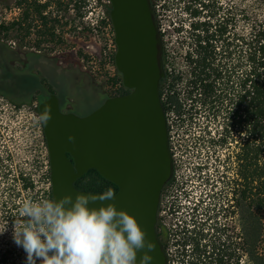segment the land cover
<instances>
[{
  "label": "flooded vegetation",
  "instance_id": "flooded-vegetation-1",
  "mask_svg": "<svg viewBox=\"0 0 264 264\" xmlns=\"http://www.w3.org/2000/svg\"><path fill=\"white\" fill-rule=\"evenodd\" d=\"M187 1L194 3V0ZM150 2L162 47L160 96L172 159V173L160 194L155 225L166 264H231L232 257L235 264L237 250L240 264L241 258L242 264H245L247 180L244 59L237 75L233 57L208 54L205 47H198L196 32H201L204 44L206 32L197 28L196 24L215 23V0H203L200 12H195L192 5L185 6L188 37L185 36L182 41L176 35L179 31L172 13L174 0L172 3L169 0ZM177 2L180 4L181 0ZM22 15L21 26H29L37 35L36 21L29 19L30 24L24 23ZM226 18L228 21L229 5ZM18 34L15 61L0 62V68H9L13 62L17 64L16 82L19 89L28 95L12 100L14 104L23 102L31 105L36 110L38 120L41 117L40 105L52 96L56 97L58 111L62 115L84 116L93 111L77 109L66 93L56 91L54 83L47 76V69L49 66L52 68L49 62H54V56L41 53L42 47H38L36 41L27 42L30 32L25 36L23 29H19ZM225 36L228 43L229 23ZM29 44L33 45L34 50H29L26 46ZM10 51L0 42V52L5 59ZM33 62H39L38 66L33 67ZM40 126L50 167L44 123L40 122ZM67 156L72 160L69 154Z\"/></svg>",
  "mask_w": 264,
  "mask_h": 264
},
{
  "label": "water",
  "instance_id": "water-1",
  "mask_svg": "<svg viewBox=\"0 0 264 264\" xmlns=\"http://www.w3.org/2000/svg\"><path fill=\"white\" fill-rule=\"evenodd\" d=\"M110 20L116 51L114 62L129 92L106 98L84 116L62 115L57 99L43 102L41 116L49 153L52 200L65 193L102 194L78 189L74 183L95 169L117 186L112 203L136 218L156 247L151 264H166L156 233L157 210L163 186L172 173L167 126L160 96L163 75L160 34L150 0H110ZM75 137L69 142L68 135ZM70 155V160L67 156ZM141 253H137L139 261Z\"/></svg>",
  "mask_w": 264,
  "mask_h": 264
},
{
  "label": "rangeland",
  "instance_id": "rangeland-1",
  "mask_svg": "<svg viewBox=\"0 0 264 264\" xmlns=\"http://www.w3.org/2000/svg\"><path fill=\"white\" fill-rule=\"evenodd\" d=\"M25 1V0H24ZM172 3V0H169ZM17 0H0V25H7L21 16L23 10L32 2H49L45 9L48 25L56 35L53 41L41 45V53L54 56V62H49L47 76L54 83L56 91L66 93L75 107L83 112H89L99 107L106 97L112 95L119 87L120 76L114 62L116 45L114 30L109 16V0H61L63 7H58L52 0H26L23 5ZM221 7L217 18H225L227 7L232 14L237 3L244 0H217ZM173 17L176 21L177 39H185L188 28V16L174 0ZM176 9V10H175ZM36 21L34 29H29L27 42H37L38 30L42 25L38 16H30ZM29 24L31 22H28ZM186 24V25H185ZM243 23L237 27L243 29ZM19 34L11 30L7 35L0 32V42L10 51L5 55L0 52V62L15 61ZM34 50L32 44L26 45ZM6 61V62H7ZM39 62H33V67ZM4 64V63H3ZM17 64L0 68V152L4 158L3 167L9 170L7 182L17 187L19 201L31 199V194L39 189L49 190L50 179L47 151L41 134V126L36 110L21 102L15 105L12 100L24 98L25 92L19 89L16 82ZM29 94V93H28ZM238 140V138H236ZM7 152L10 154L7 157ZM30 178L33 189H23L20 173ZM6 184V183H4ZM235 264H240L238 250L235 254ZM233 264V257L231 260ZM242 264V258H241ZM247 263V257L246 262Z\"/></svg>",
  "mask_w": 264,
  "mask_h": 264
},
{
  "label": "trees",
  "instance_id": "trees-1",
  "mask_svg": "<svg viewBox=\"0 0 264 264\" xmlns=\"http://www.w3.org/2000/svg\"><path fill=\"white\" fill-rule=\"evenodd\" d=\"M24 0H17L21 4ZM26 1V0H25ZM50 1V0H49ZM58 7H63L61 0H52ZM203 0L190 3L181 0L183 10L192 5L195 12H200ZM49 2L43 4L32 2L23 12V21L27 23L30 16H38L41 26L38 30L37 46L53 41L56 35L48 25L49 20L43 14ZM220 6L215 0V13L219 16ZM20 17L7 25H0V32L7 35L9 31L23 29L25 36L29 33V26H21ZM243 23V29L237 27ZM229 23V42L225 36ZM198 22L197 28L206 32V44L203 43L201 32H196L198 47H205L206 53L229 55L235 60V71L240 73V63L245 62L246 88V180H247V219H246V257L248 264H264V0H244L237 3L234 11L229 12L227 18H216L215 23ZM205 26V28H203ZM208 47V48H207ZM15 52V51H14ZM234 69V68H233ZM120 76L119 72H116ZM121 77V76H120ZM128 90L119 79L118 89L110 96L122 95ZM106 97V98H108ZM17 100V99H14ZM14 102V101H13ZM20 105V104H16ZM10 154L7 152V157ZM4 158L0 152V224L7 222V231L0 235V264H26V253L21 246H17L12 238L14 222L23 223L19 215L22 201H19V191L15 185L8 184V173L3 167ZM20 177L23 189H33L30 178ZM50 179V172L47 176ZM6 183V184H4ZM75 186L79 189L101 192L111 188L117 191V186L105 180L95 169L88 170L79 177ZM34 201L52 200L51 187L49 190L39 189L31 194ZM37 264H40L39 259Z\"/></svg>",
  "mask_w": 264,
  "mask_h": 264
},
{
  "label": "clouds",
  "instance_id": "clouds-1",
  "mask_svg": "<svg viewBox=\"0 0 264 264\" xmlns=\"http://www.w3.org/2000/svg\"><path fill=\"white\" fill-rule=\"evenodd\" d=\"M39 120L51 119L50 109ZM69 142L75 137L68 135ZM108 188L102 194L65 193L58 200L22 201L12 238L26 253V264H151L155 243L146 238L136 218L114 204L89 207L90 202L114 200ZM7 222L0 224V235ZM140 252L139 261L137 253Z\"/></svg>",
  "mask_w": 264,
  "mask_h": 264
}]
</instances>
